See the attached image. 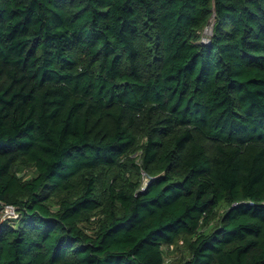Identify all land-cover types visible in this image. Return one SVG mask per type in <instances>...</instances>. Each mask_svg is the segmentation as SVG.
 Segmentation results:
<instances>
[{
	"label": "trees",
	"instance_id": "trees-1",
	"mask_svg": "<svg viewBox=\"0 0 264 264\" xmlns=\"http://www.w3.org/2000/svg\"><path fill=\"white\" fill-rule=\"evenodd\" d=\"M0 264H264V0H0Z\"/></svg>",
	"mask_w": 264,
	"mask_h": 264
},
{
	"label": "rangeland",
	"instance_id": "rangeland-1",
	"mask_svg": "<svg viewBox=\"0 0 264 264\" xmlns=\"http://www.w3.org/2000/svg\"><path fill=\"white\" fill-rule=\"evenodd\" d=\"M205 32H209V27L206 28ZM17 214L12 212L10 209H5L4 213H3V217H15ZM180 247L178 248L176 245H172L169 247V251L170 254H168V261L170 262L172 259H178L180 258L182 255H184V246L183 244L180 242Z\"/></svg>",
	"mask_w": 264,
	"mask_h": 264
},
{
	"label": "built area",
	"instance_id": "built-area-1",
	"mask_svg": "<svg viewBox=\"0 0 264 264\" xmlns=\"http://www.w3.org/2000/svg\"><path fill=\"white\" fill-rule=\"evenodd\" d=\"M6 209H10L12 212H14V213H16L18 215V213H17V211H16V209L14 207L8 206V207H6Z\"/></svg>",
	"mask_w": 264,
	"mask_h": 264
}]
</instances>
